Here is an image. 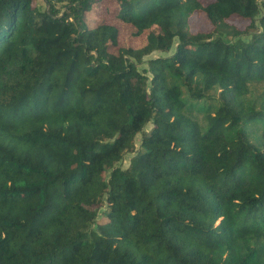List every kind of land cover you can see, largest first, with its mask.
I'll return each instance as SVG.
<instances>
[{
  "label": "trees",
  "instance_id": "trees-1",
  "mask_svg": "<svg viewBox=\"0 0 264 264\" xmlns=\"http://www.w3.org/2000/svg\"><path fill=\"white\" fill-rule=\"evenodd\" d=\"M36 1L0 0V264H264V0H116L137 48Z\"/></svg>",
  "mask_w": 264,
  "mask_h": 264
},
{
  "label": "rangeland",
  "instance_id": "rangeland-1",
  "mask_svg": "<svg viewBox=\"0 0 264 264\" xmlns=\"http://www.w3.org/2000/svg\"><path fill=\"white\" fill-rule=\"evenodd\" d=\"M211 0H202V2L207 3ZM35 3H37V5H40V7H45V3L43 0H37ZM59 6V4H58ZM117 1L116 0H102L101 3L97 4L92 12V18L88 19H96L98 21H105L108 22L112 25H115L118 29H119V41L118 44L119 46H123V45H128V46H133V47H142L145 43H146V37H145V33L147 32V30L145 32H143L140 35H135V29L134 27L127 23V22H123L121 20H119L116 17V9H117ZM230 22L236 24L239 28H244V26L247 24V22L237 16H233L230 18ZM91 23V21H90ZM190 26L191 29L195 32L197 30H204L207 31L211 28L209 21L207 20L205 14L203 13H196L194 14L191 19H190ZM152 29L154 31H159V29L156 26H153ZM117 46H112L111 49L113 51L117 50ZM174 51V49H172L168 54H171ZM161 53L160 52H154L152 53L150 56L146 57L145 60H147L150 57H158ZM144 67H148V64L146 62H143L140 66L139 69L143 70ZM151 128V124H148V126L146 127V130H150ZM137 142H139L140 140V136L138 135L136 138ZM130 157L131 155L127 154L124 157V160L122 161V166L126 167L128 166L129 162H130Z\"/></svg>",
  "mask_w": 264,
  "mask_h": 264
}]
</instances>
